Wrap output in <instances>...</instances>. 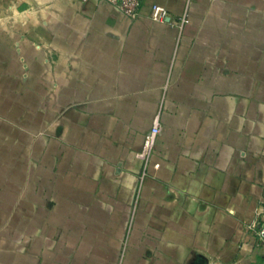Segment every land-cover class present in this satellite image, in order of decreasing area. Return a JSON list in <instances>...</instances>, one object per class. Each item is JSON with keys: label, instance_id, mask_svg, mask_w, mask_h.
Returning <instances> with one entry per match:
<instances>
[{"label": "crops", "instance_id": "1", "mask_svg": "<svg viewBox=\"0 0 264 264\" xmlns=\"http://www.w3.org/2000/svg\"><path fill=\"white\" fill-rule=\"evenodd\" d=\"M263 210L264 0H0V264H264Z\"/></svg>", "mask_w": 264, "mask_h": 264}, {"label": "built area", "instance_id": "2", "mask_svg": "<svg viewBox=\"0 0 264 264\" xmlns=\"http://www.w3.org/2000/svg\"><path fill=\"white\" fill-rule=\"evenodd\" d=\"M82 2H89L92 0H80ZM109 4L117 6L124 14L130 17H137L140 14V9L142 6V0H103ZM169 10L160 5L153 4L151 6L150 16L157 21H166L170 17ZM189 21L187 13L180 16L175 24L181 28ZM162 124L161 116L158 114L155 116L153 125L150 131L145 135L143 146L140 150L136 152L138 158L144 162V172L147 171L148 167L154 162V154L158 142L159 135L161 133ZM155 167L159 166L158 162L154 163ZM250 229L255 232L257 241L259 245L264 248V210L261 212L258 219H256L250 226Z\"/></svg>", "mask_w": 264, "mask_h": 264}]
</instances>
